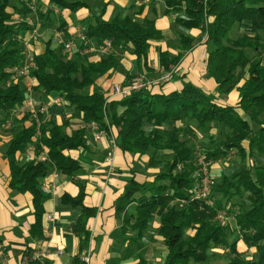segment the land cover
<instances>
[{"label": "trees", "instance_id": "16d2710c", "mask_svg": "<svg viewBox=\"0 0 264 264\" xmlns=\"http://www.w3.org/2000/svg\"><path fill=\"white\" fill-rule=\"evenodd\" d=\"M20 1L21 6L16 5L11 11L10 0H0V128L8 124L11 114L23 112L20 109L28 99L26 89L11 80L25 60L18 36L36 29L34 23L24 18L38 10V3L37 0ZM50 1L56 7L72 11L86 5L84 0ZM152 1H164L167 13L184 10L186 18L176 20L177 23L200 28L207 42L215 46L208 55L207 75L214 79L220 92L228 86H237L241 72L247 73L248 77L238 87L237 106L218 104L214 96L191 82L170 93H154L152 84L112 100L102 92H83L94 83L95 75L101 76L118 65L116 56L110 53L98 62L81 63L57 52L51 40L43 53L32 55L33 89L44 95L54 92L61 95L68 106L81 113L87 126L96 122L105 131L115 126L122 152L151 153L149 165L152 167L164 162L162 156L166 158L162 170L155 173L152 181L132 178L116 200L117 215L122 216V232L137 230V240L146 235L154 217L159 218L155 234L162 238L168 250L163 264H211L213 247L228 248L233 254L229 262L220 264H264V63L261 57L253 58L248 52L250 48L264 56V0ZM15 14L21 19H16ZM245 21L250 22L246 30L254 34L232 39L229 35L232 26L245 25ZM84 33L87 39L97 38L102 44L111 41L113 48L132 44L133 52L138 59H144L145 64L151 41L164 38L154 20L147 19L145 24H140L130 15L115 16L108 21L99 19ZM179 39V53H160V65L165 72L173 71L183 53L194 47L201 37L181 34ZM62 48L65 49V44ZM78 48V52H84L82 46ZM119 107L124 110L119 112ZM37 109L23 112V126L18 131L13 127L16 132L7 149L10 187L33 195L36 222L31 235L43 233V179L53 168L73 178L81 167L80 161L66 152L86 148L90 138L88 128L68 133V121L59 123L40 107ZM193 122L200 130L209 131L208 143L198 157L191 143L195 134ZM213 128H220L221 133L212 134ZM30 146L36 156L22 163L17 155ZM44 150L47 157L38 159ZM160 151L162 156H157ZM232 158H236L238 167L222 171L218 179L213 178L206 199L196 198L195 189L202 178L199 161L207 162L211 168L215 162ZM77 184L80 190L76 196L63 194L62 198L74 207H82L77 227L81 245L85 247L91 233L88 223L96 216L97 208L84 205L85 187ZM221 211L226 213V225L218 218ZM131 213L135 215L134 222ZM235 233L248 248L256 249V259H247L238 252L237 242H230ZM137 264L150 263L141 255Z\"/></svg>", "mask_w": 264, "mask_h": 264}, {"label": "crops", "instance_id": "0c3cea01", "mask_svg": "<svg viewBox=\"0 0 264 264\" xmlns=\"http://www.w3.org/2000/svg\"><path fill=\"white\" fill-rule=\"evenodd\" d=\"M84 1L86 5L72 11L56 7L50 0H37L38 10L24 18L31 24L34 23L39 32L38 37H33L30 31L25 34L33 54L43 53L46 43L51 40L52 48L57 52L65 56L68 54L81 63L85 60L98 62L110 53L116 56L118 65L101 76L95 75L94 83L83 92H102L112 100L119 97L112 95L114 85L128 81L131 76L145 74L148 79H155L158 74L166 71L160 65V53L162 51L179 53L181 51L179 36L185 34L199 36L201 39L194 47L183 53L181 61L173 67L172 79L154 84L153 92L170 93L181 90L187 82H191L214 96L218 104L238 105L240 100L238 87L248 77L247 73L241 72L237 86H228L229 88L220 92L214 79L207 75L208 55L215 46L207 42V36L200 28H188L177 23L176 20L186 18L184 10L167 13L164 1L150 0L146 3H139L138 0ZM16 5L21 6L18 1H14L10 10L14 11ZM51 9L54 11L49 13ZM126 15H130L140 24L152 19L164 34L163 39L151 41L147 64L144 59L137 58L132 44L112 47L108 53L102 54L99 51L100 46L103 45L101 40L92 38L81 41L79 38L81 31L85 32L88 26L96 25L99 19L108 21L115 16L124 18ZM18 16L15 14L14 17L21 19ZM244 23L245 25L235 23L232 26L229 31L232 39L250 34L246 30V25L250 22ZM69 40L74 41L75 47L72 51L62 48L63 43ZM79 46H82L83 53L78 52ZM248 52L253 58L261 57L264 63V56L259 55L256 50L249 48ZM20 85L26 89L27 96L31 95L36 108H45L43 111L59 123L68 121V133L73 129L88 128L81 113L68 106L61 95L56 92L44 95L35 91L33 89L35 78L31 73L22 76ZM123 110L124 107H119V112ZM23 115L24 113H19L15 117L13 127L16 131L23 126L21 121ZM25 124L29 125V122L26 121ZM192 128L195 134L202 132L195 122L192 123ZM213 129L212 131H215ZM86 131L91 137V132L88 129ZM102 131L103 135L100 139L92 138L90 142L87 139L86 148L66 152L80 161L81 167L74 172L73 178L53 168L43 179L41 185L45 209L42 218L43 233L31 235V228L36 222L33 195L30 192L22 193L9 185L11 170L7 149L15 132L13 128L7 131L3 126L0 128V259L6 264H20L24 255L31 254L35 250L42 252L43 261L48 264H83V258L89 251L90 264H137L141 255L151 264L164 263L168 252L167 246L162 242V238L155 234L156 228L160 225L159 218L154 217L146 235L137 240L135 239L137 230H128L125 234L122 232V216L117 215L116 200L132 178L140 182L152 181L155 173L162 170L165 162L160 163L158 167L150 165L146 167V163L151 162V153L122 152L118 146L117 128L111 126L109 130ZM113 141L117 146L114 170L110 172L105 160L106 151ZM28 149L17 155L22 163L36 156L33 146ZM157 156H161V151ZM46 157L47 150L38 155L40 160ZM235 159L232 158V161ZM77 182L84 184L85 187L84 205L97 208L96 216L88 223L91 233L89 244L85 247L81 245V236L77 227V220L83 211L82 207H74L64 202L62 198L63 194L74 197L79 193ZM48 215H53V219L48 218ZM131 219L132 222L135 221L133 213ZM232 239L237 242L239 253L242 251L239 243H242L243 248L249 249L246 244L244 245V241L239 239L238 233L231 237V243ZM247 252L243 254L244 257ZM252 252L256 254L254 258L256 259L258 257L256 249L254 248Z\"/></svg>", "mask_w": 264, "mask_h": 264}, {"label": "built area", "instance_id": "2783aa9c", "mask_svg": "<svg viewBox=\"0 0 264 264\" xmlns=\"http://www.w3.org/2000/svg\"><path fill=\"white\" fill-rule=\"evenodd\" d=\"M139 3H146L149 2L150 0H138ZM79 38L81 41H87L88 39L86 38V35L83 31L79 33ZM65 49L69 50L74 47V41L69 40L65 41ZM112 48V42L108 41L105 44L101 45L99 48L100 53L106 54L110 49ZM32 56L31 54L27 53L25 55V60L24 64L22 65L21 68L17 70L18 75L20 76H25L27 75L28 70L33 66V61H32ZM173 75L172 71H167L164 72L160 77L155 78V79H148L144 74L140 76H135L131 78L130 80L126 81L125 83L122 84H117L114 85L113 87V93L112 95L114 96H119V97H125L130 95L132 92H136L144 87L151 86L152 84H160L167 82L168 80L171 79ZM45 108H41L43 111ZM20 111H36V107L34 104V101L31 97H29L24 105L21 107ZM108 122V120H107ZM11 122H8L6 126H10ZM88 130L91 132V137L88 138V142H90V139H100L103 135V131L101 130V127L98 123L92 122L88 124ZM116 142L113 141L112 145L108 147L106 151V163L109 166V171L112 172L114 170V160H115V155H116ZM206 170V169H205ZM207 175V173H205ZM214 183L213 177L211 175L202 177L199 181V186L195 189V197L196 198H201V199H206L210 192H211V187ZM46 187V186H45ZM47 189V188H45ZM53 215H48V218L53 219ZM218 218L221 220L222 225H226V213L224 211H221L218 213ZM1 258V257H0ZM90 263V251L85 254L83 258V264H89ZM0 264H6L3 260L0 259ZM21 264H48L43 261L42 258V252L35 250L32 251L31 254H26L22 258Z\"/></svg>", "mask_w": 264, "mask_h": 264}, {"label": "rangeland", "instance_id": "374dc122", "mask_svg": "<svg viewBox=\"0 0 264 264\" xmlns=\"http://www.w3.org/2000/svg\"><path fill=\"white\" fill-rule=\"evenodd\" d=\"M14 1H18L19 4H21L22 2L20 0H10V2H14ZM11 3V4H12ZM30 33L32 34L33 37H38V30L35 29V30H29ZM18 39L20 40V44L22 46V49H23V54L24 56L29 53L31 54V56L33 55L32 53V49L30 48V43L29 41L25 38V35L23 36H18ZM64 44V43H63ZM112 49V48H111ZM110 49V50H111ZM109 50V51H110ZM32 68H30L27 72V75H29V73H31V70ZM173 72V71H172ZM164 72L158 74V76H156L155 78H158L160 77ZM145 75V74H144ZM137 76H140V75H137ZM146 76V75H145ZM135 77V76H134ZM149 78V77H148ZM151 79V78H150ZM172 79V77H171ZM170 79V80H171ZM21 80H22V76L18 75L17 71L15 73V75L13 76L11 82L12 83H21ZM169 81V80H168ZM28 98L31 97V95L27 96ZM37 109V108H36ZM38 110V109H37ZM42 111V110H41ZM36 112V111H34ZM21 114H23V112H21ZM17 114H13L10 116L9 118V122H11L10 126H4L5 130H11L14 126V123H15V117ZM213 130L215 131H212L211 133L214 134V135H219L221 132H220V128L219 129H216L214 128ZM202 132L198 133V134H193L192 135V143L194 144L195 146V155L198 157L199 156V153L200 151L203 152V147L208 143V132H205L204 130H201ZM207 137V138H206ZM166 154V153H165ZM161 156H162V152H161ZM163 158L162 160H166V158H164L163 156L161 157ZM264 158V157H263ZM261 158V159H263ZM151 160V158H150ZM149 162L146 163V167H149ZM199 163L201 164V167L199 168H202L201 171H200V176L201 177H205V176H208V175H211L214 179H218L220 178L221 176V173L222 171L223 172H227L228 170H234L238 167V163L237 161H232V159H226L223 161V163L221 162H215L212 164L211 168L209 167V164L207 162H203V161H199ZM219 164V165H218ZM180 167V166H179ZM178 167V168H179ZM206 169V170H205ZM227 169V170H225ZM217 173H216V172ZM205 173H207V175H205ZM227 210L229 211L230 209L227 208ZM232 222V225H234V220L231 221ZM233 238V236H232ZM234 241V239H232V242ZM242 243H239V246L240 248L242 249V251L240 252L242 255L245 254V252H247V255L245 257H248L250 259H254L256 257V254H254L252 252V250H254V248H249L247 249L246 247L243 248V245L241 246ZM245 245V243H244ZM246 246V245H245ZM245 249V250H243ZM212 253H214V258L211 260V264H220V263H227L230 261V259L233 257V254L229 251L228 248H224V247H213L212 250H211ZM215 253L217 254V256L215 255ZM244 256V255H243ZM150 263V262H149ZM21 264V262H20ZM90 264V263H89ZM151 264V263H150ZM202 264V263H201Z\"/></svg>", "mask_w": 264, "mask_h": 264}]
</instances>
